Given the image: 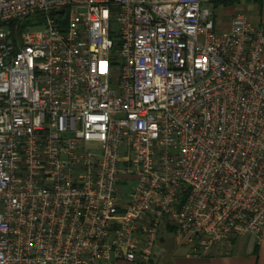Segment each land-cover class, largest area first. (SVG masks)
Returning <instances> with one entry per match:
<instances>
[{
	"label": "built area",
	"instance_id": "1",
	"mask_svg": "<svg viewBox=\"0 0 264 264\" xmlns=\"http://www.w3.org/2000/svg\"><path fill=\"white\" fill-rule=\"evenodd\" d=\"M211 1L0 0V264L264 240V24Z\"/></svg>",
	"mask_w": 264,
	"mask_h": 264
},
{
	"label": "crops",
	"instance_id": "2",
	"mask_svg": "<svg viewBox=\"0 0 264 264\" xmlns=\"http://www.w3.org/2000/svg\"><path fill=\"white\" fill-rule=\"evenodd\" d=\"M239 9H231L230 14L243 13L254 25L264 24V0L243 1ZM234 14V15H235ZM155 264H264V240L256 243L251 236L241 235L229 245L218 248L207 257H187V249L180 245L177 237L162 232L155 247ZM106 264H138L117 261Z\"/></svg>",
	"mask_w": 264,
	"mask_h": 264
},
{
	"label": "trees",
	"instance_id": "3",
	"mask_svg": "<svg viewBox=\"0 0 264 264\" xmlns=\"http://www.w3.org/2000/svg\"><path fill=\"white\" fill-rule=\"evenodd\" d=\"M242 1H248V0H212L210 3L212 9L215 11V9L218 7L227 8L234 5H239ZM42 21H43L42 15L36 14L18 23V27L19 29H25L31 26L38 25L42 23Z\"/></svg>",
	"mask_w": 264,
	"mask_h": 264
},
{
	"label": "rangeland",
	"instance_id": "4",
	"mask_svg": "<svg viewBox=\"0 0 264 264\" xmlns=\"http://www.w3.org/2000/svg\"><path fill=\"white\" fill-rule=\"evenodd\" d=\"M244 4L245 3L243 1L240 3V5H244ZM240 5H234V6H231L230 8L231 9H233V8L239 9L241 7ZM230 12H231L230 9L226 10L223 7H218V8L215 9L214 13H215V16L217 18V22H218L217 25L220 28L227 27L230 18L235 14V13L230 14Z\"/></svg>",
	"mask_w": 264,
	"mask_h": 264
},
{
	"label": "water",
	"instance_id": "5",
	"mask_svg": "<svg viewBox=\"0 0 264 264\" xmlns=\"http://www.w3.org/2000/svg\"><path fill=\"white\" fill-rule=\"evenodd\" d=\"M253 238V237H252ZM253 241H254V238H253Z\"/></svg>",
	"mask_w": 264,
	"mask_h": 264
}]
</instances>
